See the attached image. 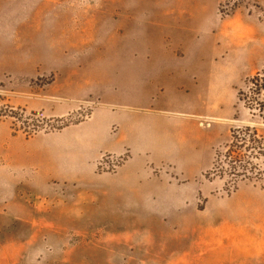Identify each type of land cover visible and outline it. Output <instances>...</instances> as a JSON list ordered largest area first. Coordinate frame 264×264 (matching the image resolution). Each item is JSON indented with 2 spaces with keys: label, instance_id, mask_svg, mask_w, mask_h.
<instances>
[{
  "label": "rangeland",
  "instance_id": "rangeland-1",
  "mask_svg": "<svg viewBox=\"0 0 264 264\" xmlns=\"http://www.w3.org/2000/svg\"><path fill=\"white\" fill-rule=\"evenodd\" d=\"M263 39L264 0H0V264H264V177L215 170Z\"/></svg>",
  "mask_w": 264,
  "mask_h": 264
},
{
  "label": "trees",
  "instance_id": "trees-1",
  "mask_svg": "<svg viewBox=\"0 0 264 264\" xmlns=\"http://www.w3.org/2000/svg\"><path fill=\"white\" fill-rule=\"evenodd\" d=\"M254 80L257 82L256 79ZM242 95L243 93H241ZM239 100L242 99L240 98ZM232 134L230 150L225 156V160L229 161L228 167L224 171L225 168L223 169L220 163V167L215 164L216 172H221L222 176H224L225 172H228V175H231L235 180L241 178V180L253 181L254 175L262 180V177H264V169H261L264 166V140L260 139L258 132L250 127L237 129ZM236 150H244L245 154L241 152L240 155V152H235ZM256 160L260 161V164H255L254 161Z\"/></svg>",
  "mask_w": 264,
  "mask_h": 264
},
{
  "label": "crops",
  "instance_id": "crops-1",
  "mask_svg": "<svg viewBox=\"0 0 264 264\" xmlns=\"http://www.w3.org/2000/svg\"><path fill=\"white\" fill-rule=\"evenodd\" d=\"M195 13V14H193ZM177 15V14H176ZM167 18L169 19V24L170 26H172V19H180V20H183V21H180V28L181 29H184L185 31L188 30V27L192 26V23L190 22V20H196V24H198V26H203L205 28H208V34L209 36H212V34H215L214 38L216 40H219V39H223L221 38L222 36L221 35H224V32H223V28L221 27L222 25H220L217 20L215 19L214 15L213 16H207L206 14H204L203 12H184V13H180L178 14V16H173L172 13L169 14L167 16ZM166 18V19H167ZM194 23V25H195ZM176 25V24H174ZM194 33V32H193ZM221 41V40H220ZM219 41V42H220ZM248 41H245L244 39H241L238 41V45L240 47V49L247 44ZM262 42L264 43V39L262 40ZM222 45L221 47H217V51H225L226 49H228L229 47L227 46H224ZM230 49V48H229ZM220 53V52H218ZM235 56L232 58V60H234ZM203 60V59H202ZM211 61H215V62H219V64L217 65H221V64H228L229 62H231L230 60H224L223 58L222 59H218L216 58V56H213L212 58H210ZM227 62V63H226ZM217 81V79H216ZM218 88V87H217ZM130 164V160L126 161V163L121 167V169L119 171H117V173H115V175H118L119 172H122V170L126 167H128V165ZM114 175V176H115Z\"/></svg>",
  "mask_w": 264,
  "mask_h": 264
},
{
  "label": "built area",
  "instance_id": "built-area-1",
  "mask_svg": "<svg viewBox=\"0 0 264 264\" xmlns=\"http://www.w3.org/2000/svg\"><path fill=\"white\" fill-rule=\"evenodd\" d=\"M221 9H222L223 14H226L227 12L230 11L229 9L226 10V7L225 6H223V8H221Z\"/></svg>",
  "mask_w": 264,
  "mask_h": 264
}]
</instances>
